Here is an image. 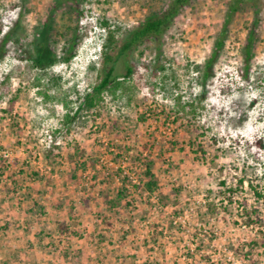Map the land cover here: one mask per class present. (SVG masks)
Masks as SVG:
<instances>
[{
  "label": "rangeland",
  "instance_id": "1",
  "mask_svg": "<svg viewBox=\"0 0 264 264\" xmlns=\"http://www.w3.org/2000/svg\"><path fill=\"white\" fill-rule=\"evenodd\" d=\"M171 1H80L71 25L81 38L71 61H62L67 47L54 32L50 43L59 61L29 75L24 72L53 0H0L1 36L11 33L0 54V84L17 67L24 70L0 99V166L25 160L23 154L35 168H55L63 195L81 178L76 200L82 194L92 200L95 178L123 180L125 172L137 178L136 158L150 150L144 155L162 184L165 223L177 221L182 233L178 257L186 264H264V0L258 21L252 8L234 16L208 78L231 0L193 1L162 37L129 54L134 73L121 79L125 91L94 95L105 72L103 23L120 30L119 47L129 31ZM68 10L57 13L58 25L70 21ZM250 30L254 44L247 61ZM45 74L59 80L52 85ZM87 94L94 106L68 122ZM179 97L187 103L185 113H178ZM139 187L128 189V216L144 191Z\"/></svg>",
  "mask_w": 264,
  "mask_h": 264
},
{
  "label": "crops",
  "instance_id": "2",
  "mask_svg": "<svg viewBox=\"0 0 264 264\" xmlns=\"http://www.w3.org/2000/svg\"><path fill=\"white\" fill-rule=\"evenodd\" d=\"M22 156L25 160L0 166V264L187 263L178 257L183 240L178 222L165 223L159 177L156 192L144 190L128 216L130 204L123 207L130 191L115 202L122 178H95L97 192L89 194L94 199L82 194L77 201L81 178L71 176L73 185L63 195V178L54 167L35 168L34 160Z\"/></svg>",
  "mask_w": 264,
  "mask_h": 264
},
{
  "label": "trees",
  "instance_id": "3",
  "mask_svg": "<svg viewBox=\"0 0 264 264\" xmlns=\"http://www.w3.org/2000/svg\"><path fill=\"white\" fill-rule=\"evenodd\" d=\"M82 0H53V4L49 9V15L47 20L44 23V26L37 38L36 44V52L35 56L31 59V65L27 69L26 72L19 66L15 71L8 74L5 79L0 84V99H4L10 89L11 79L13 77H20L24 73H30L34 69H39L40 71L46 70L52 66H54L59 60L58 56L54 54L51 47V37L54 32L65 40L64 46L67 47V56L63 58L62 61L69 62L71 61L73 55V51L81 38L79 35V28L72 27L71 19L75 13H78L79 7L77 4ZM193 1L196 0H172L170 4L160 12L152 13L148 16L144 21H142L137 28L129 31L119 47L118 37L121 34L120 30L117 28H113L108 21H105L103 25L108 29V34L105 42V72L104 78L101 83L94 88V95L101 96L105 92L112 93L113 95H117L118 92L125 91V81L130 78L134 71L133 68L129 65L128 56L131 52L139 48L145 42L153 40L157 41L162 35L165 33L167 28L171 25L174 19L179 15V13L187 6H189ZM261 0H231L228 3L227 13L225 16L224 25L222 27L221 34L218 38V41L215 45V52L209 59L207 63V71L205 73V78L210 76V71L216 57L224 49L225 41L228 35V26L231 23L234 16L238 15L245 8H252L255 10V14L257 15V21L259 17V3ZM258 3V4H257ZM65 6L69 7L70 21L64 23L62 25H58L55 16L61 9ZM257 23V22H256ZM2 27L0 26V36L2 35ZM249 38L246 45V60L250 61L252 57V50L254 44V30H250ZM11 37V33H5L0 37V54L4 49L5 45L8 43ZM124 70V73H119V70ZM43 76V75H42ZM44 76H49V82L52 85L56 84V81L59 78L53 77L49 74H45ZM122 79V81H121ZM40 80V79H39ZM164 87V86H163ZM166 90V88H163ZM84 103L80 105L77 109V112L73 115V117L68 119V122L73 123L75 120L80 118V111L84 108H90L94 106L95 99L91 94H87L84 98ZM177 108L179 109L178 113H185L187 103H183L181 101V97H179L175 102ZM147 147H144L146 149ZM150 151V150H149ZM146 150L145 152H149ZM144 152V153H145ZM144 153L139 154L136 160L140 163V169L136 173L137 179L142 183L144 190L149 194H153L158 189V180L154 173L155 163L152 162L149 156H145ZM123 188L118 191L115 202H119L123 198L126 197V192L128 191L130 185L135 187V189H139L140 187L133 184V180L130 177L125 176L123 178ZM242 183V182H241ZM244 183V182H243ZM223 185L225 183H222ZM230 193H234V188H229ZM232 202V198L229 199Z\"/></svg>",
  "mask_w": 264,
  "mask_h": 264
},
{
  "label": "built area",
  "instance_id": "4",
  "mask_svg": "<svg viewBox=\"0 0 264 264\" xmlns=\"http://www.w3.org/2000/svg\"><path fill=\"white\" fill-rule=\"evenodd\" d=\"M125 176L130 177V179L133 180V184H134V185L142 186V183H141L137 178H135L134 176L128 174L127 172H125Z\"/></svg>",
  "mask_w": 264,
  "mask_h": 264
}]
</instances>
